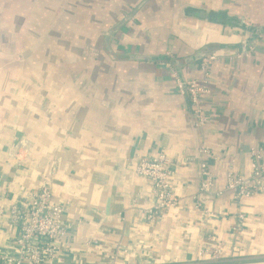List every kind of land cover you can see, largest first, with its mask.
Segmentation results:
<instances>
[{
    "label": "crops",
    "instance_id": "crops-1",
    "mask_svg": "<svg viewBox=\"0 0 264 264\" xmlns=\"http://www.w3.org/2000/svg\"><path fill=\"white\" fill-rule=\"evenodd\" d=\"M212 55L199 127L174 72L202 79ZM21 140L30 154L10 159ZM202 147L224 193L197 208ZM257 147L264 0H0V206L46 184L67 202L58 264H264V194L226 190L231 169L250 180ZM160 154L179 202L149 220L156 197L136 166ZM14 235L0 216L1 251ZM218 243L219 263L200 258Z\"/></svg>",
    "mask_w": 264,
    "mask_h": 264
},
{
    "label": "built area",
    "instance_id": "built-area-1",
    "mask_svg": "<svg viewBox=\"0 0 264 264\" xmlns=\"http://www.w3.org/2000/svg\"><path fill=\"white\" fill-rule=\"evenodd\" d=\"M217 60L215 55L206 57L201 63L202 79H184L174 72L176 90L181 95L190 98L196 124L204 127L208 123L204 110L203 99L210 95L208 77L210 68ZM28 141H18L10 149V159L23 161L28 157ZM201 184L200 196L196 197L197 208L204 196L221 195L211 171L208 157L211 152L207 147L200 149ZM251 177L246 180L232 169L227 173L226 190L234 194L237 199L251 198L264 194V147H257L251 151ZM169 158L165 154L154 157L141 158L136 166V173L147 179L156 197L154 207L147 211L148 219L153 220L157 212L166 211L178 205L172 185V173L169 170ZM67 202L53 201L51 187L46 184L38 191L26 197L25 202L16 201L9 209L0 206V216L8 215L14 228L9 251L0 250V264H58L63 245L70 236L71 226L64 221ZM241 219L244 217L241 215ZM224 243L207 244L200 251V258L210 263H219L224 257Z\"/></svg>",
    "mask_w": 264,
    "mask_h": 264
},
{
    "label": "rangeland",
    "instance_id": "rangeland-1",
    "mask_svg": "<svg viewBox=\"0 0 264 264\" xmlns=\"http://www.w3.org/2000/svg\"><path fill=\"white\" fill-rule=\"evenodd\" d=\"M89 49V48H88ZM83 55H81V58L85 61V62H87L88 63V59L87 58H92V56H91V54H90V52H89V50H87L86 49V52H85V56H83ZM71 59V58H70ZM76 58H74V60H75Z\"/></svg>",
    "mask_w": 264,
    "mask_h": 264
},
{
    "label": "water",
    "instance_id": "water-1",
    "mask_svg": "<svg viewBox=\"0 0 264 264\" xmlns=\"http://www.w3.org/2000/svg\"><path fill=\"white\" fill-rule=\"evenodd\" d=\"M138 59H143V60H154L155 58H152V57H140ZM94 264H114L113 262H110V263H94Z\"/></svg>",
    "mask_w": 264,
    "mask_h": 264
}]
</instances>
